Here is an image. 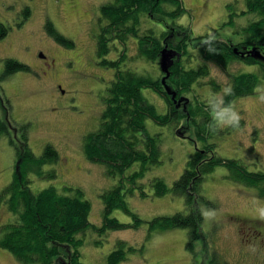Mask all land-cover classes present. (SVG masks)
Instances as JSON below:
<instances>
[{
    "label": "rangeland",
    "instance_id": "1",
    "mask_svg": "<svg viewBox=\"0 0 264 264\" xmlns=\"http://www.w3.org/2000/svg\"><path fill=\"white\" fill-rule=\"evenodd\" d=\"M110 1L113 0H0V22L9 28L8 35L0 38V74L5 69V59L10 57L30 65L32 69L0 79V117L7 120L12 137L18 139L23 132L22 127L27 125L35 155H42L46 144L53 145L59 152L56 163H47L43 167L44 171L56 170L57 176L42 179L32 173L31 189L37 193L51 185L60 190L65 186L82 188L85 198L92 204L89 221L98 226L103 224L104 217L102 193L120 182L119 177L108 175L104 163L88 160L83 148L84 136L100 126L101 112L106 106V89L116 73L113 68L101 64L96 51V37L101 25L100 7ZM232 2L236 11L246 6L244 0H182L187 11L176 19V24L190 28L194 37L209 34L221 40L238 42L244 37L239 25L249 24L256 15L237 17V28L222 26L229 20L227 6ZM27 7L31 11L29 16ZM47 21H52L58 31L75 41L74 47L67 48L51 38L46 30ZM142 27H153L157 33L162 29L148 16L143 18ZM136 41L132 39L128 43V53L133 59L123 68L129 67L155 77L160 76V71L164 73L157 63L138 55ZM199 42L193 40L190 43V50L195 52L191 67L202 60L197 55ZM115 44L117 48L112 49L107 58L116 59L122 52V46L117 41ZM165 47L173 49L165 45L162 50ZM169 52L173 54L174 65L182 54L178 50ZM208 65L210 75L203 76L193 85V93L182 94L179 98L178 92L166 83L171 72L168 77L163 76L171 96L175 94L172 98H177L175 103L178 107L187 108L189 98L194 104L201 106L203 102L208 105L205 112L201 106L202 116L199 117L203 120L205 115L211 116V123L205 125V133L199 137L196 126L189 125L186 120L181 121L178 132L175 123L160 125L153 119L146 120L149 132L161 135L160 162L149 165L140 181L146 191L144 196L140 188L132 194L127 190L125 193L129 208L145 222L135 228L109 230L102 237L91 230L80 234L84 238L80 248L81 261L85 264H107L109 252L119 247L118 241L135 248L127 251V258L121 264H207L214 250L219 253L220 261L228 264H264V198L257 195L255 187L235 182L225 164L208 172L202 183V194L217 206L208 208L203 202L199 203L204 219L193 249L188 248V228H168L149 234L148 221L152 218L173 215L178 211L188 213L190 210L184 196L170 192L154 196L150 181L161 177L172 187L186 168L187 161L207 143L213 144L215 151L224 159L242 162L248 171L264 170V76L261 65L243 61L229 65L231 73L257 72L260 76L254 93L236 97L229 107L222 105L230 77L214 62H208ZM214 79L222 85V90L213 87L211 82ZM142 91L156 105L159 113H166L167 103L162 96L151 88H143ZM225 109L229 110L225 119L234 111L239 120L222 124L218 114ZM15 159V146L9 135L0 134V190L13 179ZM140 168V162H135L125 175ZM125 182L128 187L129 181ZM204 213L208 214L207 218ZM110 217H116L123 223H135L131 215L120 209H114ZM15 218L7 204L0 206V234L1 225L13 222ZM66 260V256H62L60 261ZM61 262L57 259L54 264ZM0 264L22 262L9 250L0 247Z\"/></svg>",
    "mask_w": 264,
    "mask_h": 264
},
{
    "label": "trees",
    "instance_id": "2",
    "mask_svg": "<svg viewBox=\"0 0 264 264\" xmlns=\"http://www.w3.org/2000/svg\"><path fill=\"white\" fill-rule=\"evenodd\" d=\"M181 1L113 0L100 7L101 25L96 37L97 56L104 67L113 68L116 73L106 89L104 96L106 106L101 112L100 126L84 136L83 148L88 160L104 163L108 175L120 178L118 184L102 193L104 217L101 226L89 221L92 204L85 198L82 188L65 186L60 190L51 185L37 193L32 191L30 174L34 173L42 179L57 176L56 170L44 171L43 167L47 163H56L59 160V152L53 145L46 144L42 155H35L30 146L27 125L22 127L23 132L18 139L12 137L7 120L0 117V134L9 135L17 157L13 179L0 190V206L7 204L8 210L16 216L13 222L1 225L0 247L13 253L22 264H54L57 259L61 262L62 256H66L67 260L61 264H85L81 261L80 248L83 246L84 238H81L80 234L91 230L102 237L109 230H122L131 226L135 228L145 222L129 208L125 193L127 190L132 194L136 188H140L144 196L146 191L140 181L144 178L149 165L160 162L161 135L149 132L147 119H153L160 125L175 123L177 132L181 121L186 120L189 125L196 126L199 137L205 133L206 123H211L209 115H205L203 120L199 118L202 116L201 106L202 112L209 108L205 103L202 102L200 106L199 103H192L189 98L187 108L177 106L175 100L165 90L162 80L165 72L160 71V76L155 77L129 67L123 68L124 64L133 59L127 49L130 40H137L138 55L157 63L159 69H161L159 58L165 45L182 54L181 59L171 66V74L166 79V83L178 92L177 98L182 94L193 93V85L203 76L210 75L208 62H214L227 71L230 77L223 97V107H229L238 96L254 93L260 79L257 72L231 73L228 70L234 61L258 63L264 76V59L247 54L241 55L244 46L249 47H246L247 50L263 49L264 0H244L246 6L240 11L235 10L236 5L233 2L227 6L229 20L223 22L222 26L237 28L239 25L237 17L256 15L249 24H244L243 27L239 25L238 29L243 31L244 37L238 42L221 40L209 34L192 36L190 28L176 24V19L187 11ZM26 11L29 16L31 12L29 7ZM147 16L161 25L160 33L153 27L143 29V18ZM8 30L7 25L0 22V38L7 36ZM46 30L60 45L74 47L75 41L58 31L52 21H47ZM193 40L200 41L197 44L199 46L197 55L202 59L195 67H191L195 55V52L190 50ZM116 41L122 46V52L116 59L107 58L112 49L117 48ZM235 47L238 54L234 50ZM185 63H189L188 66ZM4 66L0 79H7L12 73L21 70H32L30 65L12 57L5 59ZM211 83L214 88L222 90V85L215 79ZM143 88H151L164 98L167 103L166 113L161 114L157 111L156 105L150 102L142 91ZM135 162H140L141 168L125 175L126 170ZM186 164V168L172 187L161 177L151 180L150 186L153 187L154 196H164L169 192L184 196L190 210L188 213L178 211L173 215L156 216L148 222L150 235L152 232L168 228H188L190 239L188 248L193 249L200 237V225L204 219L199 203L203 202L208 208L217 206L201 191L207 173L218 165L225 164L229 176L235 182L255 187L257 195L264 198V170L248 171L242 162L224 159L215 151L214 145L209 143L196 150V154ZM125 181H129L130 186L127 183V187ZM114 209L125 211L134 218L135 223H123L116 217H110ZM118 242L119 247L109 252L107 256V264H121L127 258V251L135 250L127 242ZM95 243L98 244L100 241ZM207 264L228 262H221L219 253L214 250Z\"/></svg>",
    "mask_w": 264,
    "mask_h": 264
},
{
    "label": "water",
    "instance_id": "3",
    "mask_svg": "<svg viewBox=\"0 0 264 264\" xmlns=\"http://www.w3.org/2000/svg\"><path fill=\"white\" fill-rule=\"evenodd\" d=\"M168 50L169 49L167 47H165V49L161 51V55H160V58H159L160 59L159 63H160L161 69L166 73V75H165L166 77L169 76V74L171 72L170 71L171 70L170 67L174 63V61L171 58V56L173 54H172V52H169V51L171 50V51H174L175 53L177 52L174 49H170L169 51ZM234 50H235V52L237 54L239 53L237 47H235ZM245 54L251 55L254 58L255 57L256 58H261V57L263 58V54H261V52L257 48H253V49H249V50H247L245 52H241L242 56H245ZM162 80H163V83H164V86H165V90H167L168 94L171 95V90L168 88V86H166L165 79L162 78ZM172 97L175 98V94L174 95L172 94ZM174 100H176V99H174Z\"/></svg>",
    "mask_w": 264,
    "mask_h": 264
},
{
    "label": "clouds",
    "instance_id": "4",
    "mask_svg": "<svg viewBox=\"0 0 264 264\" xmlns=\"http://www.w3.org/2000/svg\"><path fill=\"white\" fill-rule=\"evenodd\" d=\"M262 100H264V98H262ZM228 112H229V110L228 109H225V110H222V112L218 114L219 115V118H220V121H221L222 124H224V123L230 124L233 120H236V121L239 120L238 114L235 113L234 111H231L229 113V115H228V118L225 119V113H228ZM204 215H205V218H207V215L208 214L207 213H204Z\"/></svg>",
    "mask_w": 264,
    "mask_h": 264
},
{
    "label": "flooded vegetation",
    "instance_id": "5",
    "mask_svg": "<svg viewBox=\"0 0 264 264\" xmlns=\"http://www.w3.org/2000/svg\"><path fill=\"white\" fill-rule=\"evenodd\" d=\"M246 47H248V46H244V47H242L243 48V50L242 51H246L247 49H246ZM249 48V47H248ZM260 51H261V54H263V58L261 57V59H264V46H263V49H260ZM42 56V55H41ZM45 57V56H44Z\"/></svg>",
    "mask_w": 264,
    "mask_h": 264
}]
</instances>
